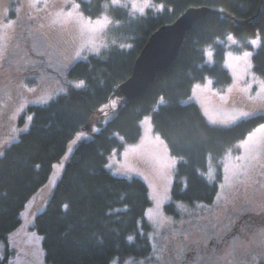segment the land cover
Segmentation results:
<instances>
[{
    "label": "trees",
    "instance_id": "obj_1",
    "mask_svg": "<svg viewBox=\"0 0 264 264\" xmlns=\"http://www.w3.org/2000/svg\"><path fill=\"white\" fill-rule=\"evenodd\" d=\"M76 1L89 19L107 14V46L101 54L88 56L67 70L61 94L46 104L27 106L19 118V123L30 118L29 128L0 157V264H8L13 254L7 237L20 225L25 203L48 181L68 142L111 97L122 99V105L109 121L99 124V133L76 147L44 210L34 219L32 229L42 238L46 264H110L113 259L122 262L150 255L147 187L138 178L113 176L106 163L113 150L120 152L138 143L142 119L161 99L165 103L153 114L152 125L177 159L171 201L164 207L172 220L185 219L180 207L191 213L198 205L213 203L217 185L204 177L208 159L220 160L264 123V116H258L230 128H214L195 104L183 103L194 85L206 80L217 91L230 85L223 67L225 48L216 43L228 35L239 41L238 52L248 48V41L259 33L253 71L264 80V0H150L161 9L151 8L138 16L125 7L106 8L110 0ZM201 7L208 13L185 34L175 60L156 74L142 95L125 99L119 87L131 77L151 35L188 9ZM8 18L16 20L17 15L9 11ZM24 23L17 26L18 43H23L24 34L36 32L34 18L29 16ZM37 34L38 30L36 38ZM41 40L39 47L47 43ZM208 47L213 49L212 65L206 62ZM23 67L16 66L14 71ZM75 81L83 86L69 85Z\"/></svg>",
    "mask_w": 264,
    "mask_h": 264
},
{
    "label": "rangeland",
    "instance_id": "obj_2",
    "mask_svg": "<svg viewBox=\"0 0 264 264\" xmlns=\"http://www.w3.org/2000/svg\"><path fill=\"white\" fill-rule=\"evenodd\" d=\"M75 5H79L76 0H0V157L29 128L30 118L19 123L27 106L46 104L61 94L67 70L88 56L101 54L107 46V14L89 19L81 13L80 5ZM109 6L125 7L132 16L143 15L151 8L161 9L160 5L153 7L150 0H110L106 8ZM9 11L16 13V20L8 18ZM27 15L36 20L33 31L38 30L39 36H34L36 32L26 33L23 43H18L17 26L25 24ZM78 17H82L85 26L76 22ZM97 21L103 28L90 31L88 26H95ZM42 38L47 43L39 47ZM216 43L225 48L223 67L231 79L230 85L217 91L211 80H206L194 85L183 103L195 104L205 122L220 129L264 116V80L253 71V56L261 43L259 33L248 41V48L238 52L240 43L233 35ZM245 52L251 53L247 59ZM54 53L57 56L52 57ZM205 57L207 64L212 65V47L205 49ZM19 65L24 67L14 71ZM69 85L78 89L83 82ZM122 103V99L111 97L68 142L63 156L53 164L48 181L25 203L20 225L7 237L8 248L13 252L8 264H46L42 238L32 229L34 219L44 210L76 147L99 133V124L109 121ZM164 103L161 99L142 119L138 143L120 152L113 150L107 156L106 169L113 176L138 178L146 185L150 205L145 221L151 230V252L147 258H126L122 262L113 259L110 264H263L264 123L220 160L208 159L204 177L217 185L213 203L198 205L191 213L180 207L185 219L172 220L164 213V207L171 201L177 159L152 125L153 114ZM245 112L250 114L241 115ZM2 249L0 244V257Z\"/></svg>",
    "mask_w": 264,
    "mask_h": 264
},
{
    "label": "water",
    "instance_id": "obj_3",
    "mask_svg": "<svg viewBox=\"0 0 264 264\" xmlns=\"http://www.w3.org/2000/svg\"><path fill=\"white\" fill-rule=\"evenodd\" d=\"M208 13L206 8H190L173 24L151 35L135 61L131 77L119 87L121 95L132 100L142 95L157 73L165 70L177 57L185 34Z\"/></svg>",
    "mask_w": 264,
    "mask_h": 264
},
{
    "label": "snow or ice",
    "instance_id": "obj_4",
    "mask_svg": "<svg viewBox=\"0 0 264 264\" xmlns=\"http://www.w3.org/2000/svg\"><path fill=\"white\" fill-rule=\"evenodd\" d=\"M74 7H76V8H79V5H75ZM69 18H71V14H69ZM76 22H78V23H82V26H85V25H83V22H82V17H78V18H76ZM107 22L105 21V24H106ZM103 24H101V22L100 21H97L96 22V25L95 26H88L89 27V30L90 31H92V32H95V31H98V30H101L102 28H103ZM229 39H231V37H229ZM253 45H255L256 44V41H252L251 42ZM251 55V53H248V52H245L244 53V58L245 59H247L249 56ZM251 65H249V67H250ZM82 83V82H81ZM80 85L78 84L77 85V87H79ZM250 113H241V115H243V116H247V115H249ZM212 123H216V121L215 120H212ZM261 128L262 129H264V125H262L261 126ZM157 139H159V137H157ZM251 139V138H250ZM260 145H259V143L257 144V147H259ZM67 207V206H66Z\"/></svg>",
    "mask_w": 264,
    "mask_h": 264
}]
</instances>
